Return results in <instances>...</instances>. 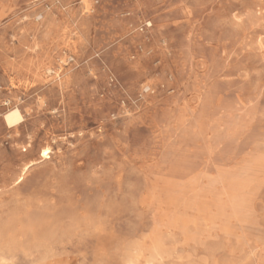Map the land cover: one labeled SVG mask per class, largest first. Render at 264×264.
I'll list each match as a JSON object with an SVG mask.
<instances>
[{
    "label": "rangeland",
    "instance_id": "obj_1",
    "mask_svg": "<svg viewBox=\"0 0 264 264\" xmlns=\"http://www.w3.org/2000/svg\"><path fill=\"white\" fill-rule=\"evenodd\" d=\"M0 264H264V0H0Z\"/></svg>",
    "mask_w": 264,
    "mask_h": 264
},
{
    "label": "bare ground",
    "instance_id": "obj_2",
    "mask_svg": "<svg viewBox=\"0 0 264 264\" xmlns=\"http://www.w3.org/2000/svg\"><path fill=\"white\" fill-rule=\"evenodd\" d=\"M6 120L9 123V125H15L17 123H19V121L21 120V115L18 111V109L12 110L10 111L7 115H6ZM11 127V126H10ZM49 151V150H48ZM47 150L43 151V155H47L49 152ZM48 156V155H47Z\"/></svg>",
    "mask_w": 264,
    "mask_h": 264
}]
</instances>
